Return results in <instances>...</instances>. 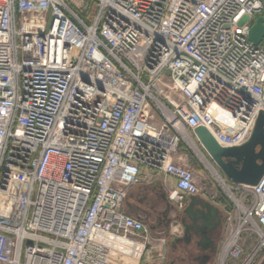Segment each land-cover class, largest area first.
Masks as SVG:
<instances>
[{
  "label": "built area",
  "instance_id": "2783aa9c",
  "mask_svg": "<svg viewBox=\"0 0 264 264\" xmlns=\"http://www.w3.org/2000/svg\"><path fill=\"white\" fill-rule=\"evenodd\" d=\"M263 15L264 0H0V264H140L153 235L129 188L156 169L182 209L205 194L192 155L228 197L216 264H263L264 175L233 182L196 133L251 138Z\"/></svg>",
  "mask_w": 264,
  "mask_h": 264
},
{
  "label": "water",
  "instance_id": "95a60500",
  "mask_svg": "<svg viewBox=\"0 0 264 264\" xmlns=\"http://www.w3.org/2000/svg\"><path fill=\"white\" fill-rule=\"evenodd\" d=\"M263 38L264 15L256 19L249 33V39L255 44H259ZM196 133L230 180L248 185H256L261 180L264 175V112L260 113L251 138L241 146H221L204 126L197 128ZM196 212L200 214L196 215ZM183 213L190 221L186 225L187 235L199 223L211 228V224L220 221L222 215L220 208L202 196H191Z\"/></svg>",
  "mask_w": 264,
  "mask_h": 264
},
{
  "label": "flooded vegetation",
  "instance_id": "af4514ba",
  "mask_svg": "<svg viewBox=\"0 0 264 264\" xmlns=\"http://www.w3.org/2000/svg\"><path fill=\"white\" fill-rule=\"evenodd\" d=\"M174 205L166 192L159 193L147 208H140V217L145 219L151 231L160 228L170 237L173 223H180L182 233L170 237V256L166 264H216L220 240L224 233V215L214 222L211 228L199 223L186 234V225L190 223L183 210ZM196 212V215H199ZM214 225V226H213ZM205 230V233L203 232ZM264 264V263H263Z\"/></svg>",
  "mask_w": 264,
  "mask_h": 264
},
{
  "label": "rangeland",
  "instance_id": "374dc122",
  "mask_svg": "<svg viewBox=\"0 0 264 264\" xmlns=\"http://www.w3.org/2000/svg\"><path fill=\"white\" fill-rule=\"evenodd\" d=\"M186 147L187 146L184 145L183 148ZM190 160L197 172L205 171L204 173L205 194L203 198L207 199L208 201H210L211 203L215 204L218 207H222L221 204L228 199L224 189L220 187V185L213 179L211 173L206 171V169L199 162L196 156L192 155ZM169 231H170V237L174 235H179L180 233H182V227L180 223H173ZM170 237H167L164 231L162 230L159 233H154L151 241L152 251L150 252L148 251V253L142 259V262L140 264H166L168 260H164V257L168 259L171 252ZM151 255L152 256L154 255L156 257L153 260H150Z\"/></svg>",
  "mask_w": 264,
  "mask_h": 264
},
{
  "label": "crops",
  "instance_id": "0c3cea01",
  "mask_svg": "<svg viewBox=\"0 0 264 264\" xmlns=\"http://www.w3.org/2000/svg\"><path fill=\"white\" fill-rule=\"evenodd\" d=\"M140 175H141V182L129 188V192L126 200L127 212L139 218H141L139 212L140 208H147L152 202V200L155 199V197L159 193L161 192L168 193V189L173 187L175 184L174 179L165 178L156 169H150L146 166L141 167ZM221 213L223 214L222 210ZM160 231L161 229L158 228L156 231L152 232V235L154 233H159ZM150 251H152V246L149 249V252ZM155 257L156 256L151 255L150 260H153Z\"/></svg>",
  "mask_w": 264,
  "mask_h": 264
},
{
  "label": "bare ground",
  "instance_id": "6f19581e",
  "mask_svg": "<svg viewBox=\"0 0 264 264\" xmlns=\"http://www.w3.org/2000/svg\"><path fill=\"white\" fill-rule=\"evenodd\" d=\"M226 114H222L223 117H225Z\"/></svg>",
  "mask_w": 264,
  "mask_h": 264
}]
</instances>
